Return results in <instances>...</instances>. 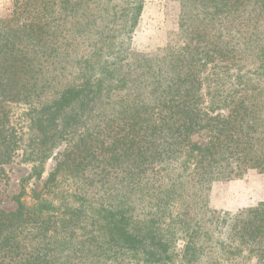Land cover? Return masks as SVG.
<instances>
[{
	"label": "trees",
	"instance_id": "trees-1",
	"mask_svg": "<svg viewBox=\"0 0 264 264\" xmlns=\"http://www.w3.org/2000/svg\"><path fill=\"white\" fill-rule=\"evenodd\" d=\"M146 1L22 0L0 20V181L16 158L37 181L0 209V264H264V202L209 197L264 175V0H172L162 54L132 45Z\"/></svg>",
	"mask_w": 264,
	"mask_h": 264
},
{
	"label": "rangeland",
	"instance_id": "rangeland-1",
	"mask_svg": "<svg viewBox=\"0 0 264 264\" xmlns=\"http://www.w3.org/2000/svg\"><path fill=\"white\" fill-rule=\"evenodd\" d=\"M22 0H0V20L9 19L14 11H19L16 2ZM181 17V5L172 0H147L141 18L140 27L132 38L133 48L143 54H162L169 43L177 39L179 22ZM11 107L10 118L14 127L19 130L26 128L22 119V109L15 105ZM20 158L5 165V177L0 181V209L14 211L17 208L15 198L23 189L22 180L28 179L33 173V164L19 163ZM58 155H53L44 164L43 179L55 168ZM35 177L25 182L26 194L22 201L32 205V192ZM41 183V182H40ZM210 206L214 210L236 212L241 209L258 207L264 202V175L255 170L248 169L239 173L232 180L217 181L212 184L209 191Z\"/></svg>",
	"mask_w": 264,
	"mask_h": 264
}]
</instances>
